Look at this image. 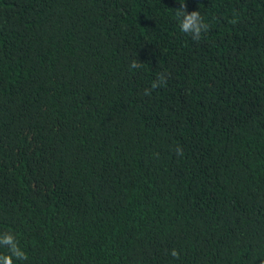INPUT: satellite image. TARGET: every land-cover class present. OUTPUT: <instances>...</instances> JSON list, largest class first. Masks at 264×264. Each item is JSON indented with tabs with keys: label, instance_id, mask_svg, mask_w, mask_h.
Returning a JSON list of instances; mask_svg holds the SVG:
<instances>
[{
	"label": "trees",
	"instance_id": "16d2710c",
	"mask_svg": "<svg viewBox=\"0 0 264 264\" xmlns=\"http://www.w3.org/2000/svg\"><path fill=\"white\" fill-rule=\"evenodd\" d=\"M7 237L13 264H264V0H0Z\"/></svg>",
	"mask_w": 264,
	"mask_h": 264
},
{
	"label": "clouds",
	"instance_id": "9594fccd",
	"mask_svg": "<svg viewBox=\"0 0 264 264\" xmlns=\"http://www.w3.org/2000/svg\"><path fill=\"white\" fill-rule=\"evenodd\" d=\"M180 8L176 9V16L180 20V28L184 33H194L196 38H199L201 33V24L205 23L203 17L200 14V11H194L190 15L187 14V4L180 3ZM206 24V23H205ZM132 67H138L134 62ZM164 82L163 76H161L157 81L152 83V88L155 89ZM145 94L150 95V92L146 89ZM4 244L12 246L13 255H0V259L4 260V264H13V256L16 258H26L24 253L20 251L14 242L12 237H7L4 241ZM172 255L178 258V253L173 250Z\"/></svg>",
	"mask_w": 264,
	"mask_h": 264
}]
</instances>
